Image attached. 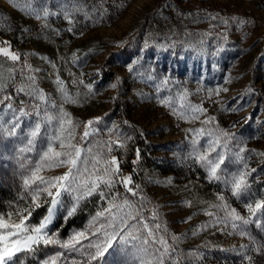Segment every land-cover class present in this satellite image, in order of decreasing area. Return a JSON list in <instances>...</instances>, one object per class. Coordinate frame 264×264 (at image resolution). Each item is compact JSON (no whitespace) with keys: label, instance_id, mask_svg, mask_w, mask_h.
Returning <instances> with one entry per match:
<instances>
[{"label":"rangeland","instance_id":"rangeland-1","mask_svg":"<svg viewBox=\"0 0 264 264\" xmlns=\"http://www.w3.org/2000/svg\"><path fill=\"white\" fill-rule=\"evenodd\" d=\"M1 103L0 212L13 213L9 223L32 209L27 223L39 226L51 207L44 196L36 207L23 184L57 127L46 117L63 112L65 127L73 122L65 143L89 158L86 177L102 174L93 158L97 168L113 157L119 164L105 197L81 200L71 217L65 208L75 194L62 191L48 226L58 242L19 252L9 264H140L134 256L158 264L160 243L145 253L114 240L91 258L107 213L90 222L125 200L138 219L160 226L163 264H186L190 253L207 257L204 264H264V0H0ZM68 150L54 143V151ZM217 152L225 163L220 179H210L199 156ZM70 167L38 174L58 177ZM238 170L248 188L236 196L225 181ZM257 203L253 214L247 205ZM77 232L87 239L62 247Z\"/></svg>","mask_w":264,"mask_h":264},{"label":"snow or ice","instance_id":"snow-or-ice-1","mask_svg":"<svg viewBox=\"0 0 264 264\" xmlns=\"http://www.w3.org/2000/svg\"><path fill=\"white\" fill-rule=\"evenodd\" d=\"M8 53L5 51V55ZM11 59L16 60L18 57L12 55ZM115 87V85H113ZM43 99V96H41ZM66 113H61L59 116H48L46 120L48 122L52 120L57 121V127L52 137L49 138L47 143V149L43 151L40 156V161L35 164L30 170V175L24 177L23 184L26 194L31 198L33 204L39 207L37 202L41 196L45 198L51 197V207L47 217L39 224V226H32L27 223V220L31 216L32 209L27 211V215L20 219L19 223H9L5 216L11 217L12 212L2 213L0 212V264H9V261L13 259L19 252L32 251L33 246H38L41 243L54 244L58 241L53 239L48 232V226L52 223L55 212L58 206H61V202L57 199L61 195V192L74 193L73 202L70 207L65 208V214L67 217H71L77 210L81 200L86 199L93 194H99L101 198L105 197V192L103 188L111 189L115 185L114 177L119 173V164L115 157L109 163H106L103 168H97L96 161L94 158L91 160L93 168L96 173H102L96 176V179H91L92 173H89L88 177L85 173H88V164L90 160L88 157L81 158V151L70 143L66 144L65 141L71 139V133L75 125L72 121H68V126L65 127L64 117ZM41 122L38 121L35 127L30 131L29 144H32L35 137L40 132ZM92 122H89L91 124ZM17 123L14 127H18ZM67 132L68 136L63 137L60 133ZM85 136L89 133L85 131ZM58 142L59 147H67L69 150L64 152L54 151V143ZM216 141H210L209 146L214 147ZM122 146V145H121ZM111 151V148H109ZM91 152V149H89ZM237 161H242L243 157L239 153L235 154ZM74 157V158H73ZM199 159L206 167L210 179H220L217 175V169L220 168L222 164L225 163V155L222 152H217L216 156L209 159L206 156H199ZM65 165H71L69 171L58 177L45 178L38 173H40L45 167H60ZM112 165H116L112 168ZM246 167V165H245ZM246 174L242 171H237L233 173L230 180L225 182L231 184L233 195L239 196L242 192L247 191L248 184L245 179ZM67 183H64V182ZM125 185L130 184L131 178H125L121 181ZM103 186V187H102ZM55 188V192L52 189ZM128 191H132L131 188ZM135 194V193H133ZM250 212L255 213L256 209L262 207L260 203L256 204L254 209L251 204L247 205ZM17 214H22L24 210L16 209ZM107 216L105 217V214ZM140 213L136 206L132 205L127 200L120 204L115 202L110 203L108 208L103 211L98 212L93 220L90 222L91 225H95L99 217H105L107 224H101L96 230L97 239L100 240L99 234L103 233V240L98 243H90L89 248H95V252L91 253V258L96 259L99 256L104 255L110 248L113 247L114 240H118V243L124 246L131 245L138 251L147 252L150 244L160 243L164 251L160 253L158 257V264H163V257L168 255L167 242L164 240L163 236L158 239L155 235L157 231L160 230V226L154 225L150 226L143 219H138ZM233 215L235 219H240L239 215L235 214L233 210ZM155 219V216H153ZM135 221V223H131ZM111 229V231H108ZM87 239L84 232L75 233L71 239L62 244V247H74L76 243H79V238ZM159 251V249H157ZM140 259V264H147L140 257H135L134 260Z\"/></svg>","mask_w":264,"mask_h":264},{"label":"trees","instance_id":"trees-1","mask_svg":"<svg viewBox=\"0 0 264 264\" xmlns=\"http://www.w3.org/2000/svg\"><path fill=\"white\" fill-rule=\"evenodd\" d=\"M4 90L5 89H1V92H3ZM1 105H2V103L0 104V106ZM131 174H132L133 180H137L138 179L137 174L135 172H132ZM214 254H216V253H214ZM206 259H207V257H205V256L202 257V256H200L197 253H190L189 255L185 256L186 264H204Z\"/></svg>","mask_w":264,"mask_h":264}]
</instances>
